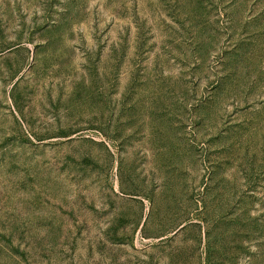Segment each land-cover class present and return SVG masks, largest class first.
<instances>
[{
    "label": "rangeland",
    "instance_id": "1",
    "mask_svg": "<svg viewBox=\"0 0 264 264\" xmlns=\"http://www.w3.org/2000/svg\"><path fill=\"white\" fill-rule=\"evenodd\" d=\"M0 264H264V0H0Z\"/></svg>",
    "mask_w": 264,
    "mask_h": 264
}]
</instances>
